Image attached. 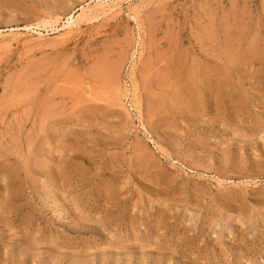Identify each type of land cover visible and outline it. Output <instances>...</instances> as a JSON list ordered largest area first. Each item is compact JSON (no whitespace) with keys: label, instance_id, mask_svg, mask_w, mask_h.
<instances>
[{"label":"rangeland","instance_id":"obj_1","mask_svg":"<svg viewBox=\"0 0 264 264\" xmlns=\"http://www.w3.org/2000/svg\"><path fill=\"white\" fill-rule=\"evenodd\" d=\"M0 264H264V0H0Z\"/></svg>","mask_w":264,"mask_h":264},{"label":"bare ground","instance_id":"obj_2","mask_svg":"<svg viewBox=\"0 0 264 264\" xmlns=\"http://www.w3.org/2000/svg\"><path fill=\"white\" fill-rule=\"evenodd\" d=\"M113 1V0H112ZM116 2V1H115ZM118 2V1H117ZM116 2V3H117ZM111 4H112V6H110V9H114L115 7H117V6H120V5H118V4H114V3H112V2H110ZM107 4V3H106ZM114 4V5H113ZM120 4V3H119ZM83 6V5H82ZM86 8H88V7H86ZM86 8L85 7H82V11H83V13H85L86 11H88V10H86ZM109 8V7H108ZM121 9V8H120ZM104 10V9H103ZM103 10H102V12H103ZM85 11V12H84ZM98 11V10H97ZM89 12V11H88ZM118 12V11H117ZM77 17V16H76ZM76 17L74 16V14H71V15H69L68 17H67V19H66V21L61 25V27L62 28H73L74 29V27L73 26H75V25H77V19H76ZM96 17V16H95ZM95 17H93V18H95ZM80 18H78V20H79ZM46 23V22H45ZM44 25V24H43ZM42 25V26H43ZM39 26V25H38ZM41 26V25H40ZM45 26V25H44ZM43 26V27H44ZM37 27V26H36ZM42 27V28H43ZM40 28V27H39ZM39 28H36L37 30L39 29ZM45 28V27H44ZM58 28V27H57ZM41 30V29H40ZM46 30V29H45ZM58 30V29H57ZM62 30V29H61ZM75 30V29H74ZM53 31H54V29H53ZM70 31V30H69ZM38 34H40V33H38ZM43 35V34H42ZM192 71H189V73L190 74H193V72L191 73ZM188 73V74H189ZM194 75H195V73H194ZM192 88V87H191ZM90 99V98H89Z\"/></svg>","mask_w":264,"mask_h":264}]
</instances>
